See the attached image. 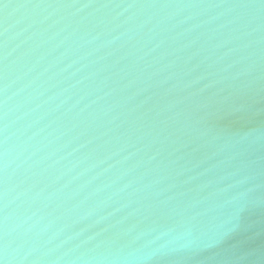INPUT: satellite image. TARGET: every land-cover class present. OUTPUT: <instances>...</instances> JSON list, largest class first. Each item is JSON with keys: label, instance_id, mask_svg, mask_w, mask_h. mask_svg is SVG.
<instances>
[{"label": "water", "instance_id": "water-1", "mask_svg": "<svg viewBox=\"0 0 264 264\" xmlns=\"http://www.w3.org/2000/svg\"><path fill=\"white\" fill-rule=\"evenodd\" d=\"M0 264H264V0H0Z\"/></svg>", "mask_w": 264, "mask_h": 264}, {"label": "snow or ice", "instance_id": "snow-or-ice-1", "mask_svg": "<svg viewBox=\"0 0 264 264\" xmlns=\"http://www.w3.org/2000/svg\"><path fill=\"white\" fill-rule=\"evenodd\" d=\"M5 7H7V5H4Z\"/></svg>", "mask_w": 264, "mask_h": 264}]
</instances>
